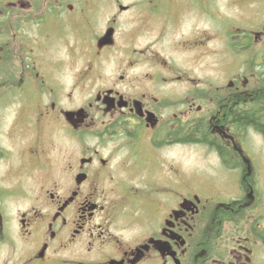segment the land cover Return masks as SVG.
Masks as SVG:
<instances>
[{
	"label": "flooded vegetation",
	"instance_id": "obj_1",
	"mask_svg": "<svg viewBox=\"0 0 264 264\" xmlns=\"http://www.w3.org/2000/svg\"><path fill=\"white\" fill-rule=\"evenodd\" d=\"M264 0H0V264H264Z\"/></svg>",
	"mask_w": 264,
	"mask_h": 264
},
{
	"label": "trees",
	"instance_id": "obj_2",
	"mask_svg": "<svg viewBox=\"0 0 264 264\" xmlns=\"http://www.w3.org/2000/svg\"><path fill=\"white\" fill-rule=\"evenodd\" d=\"M236 119L243 121L245 124H253L264 132V115H255L252 112H241L235 115Z\"/></svg>",
	"mask_w": 264,
	"mask_h": 264
}]
</instances>
